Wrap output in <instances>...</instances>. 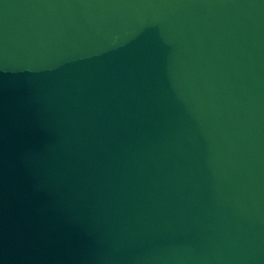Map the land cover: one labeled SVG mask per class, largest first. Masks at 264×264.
Segmentation results:
<instances>
[{"label": "water", "instance_id": "obj_1", "mask_svg": "<svg viewBox=\"0 0 264 264\" xmlns=\"http://www.w3.org/2000/svg\"><path fill=\"white\" fill-rule=\"evenodd\" d=\"M0 264H264V0H0Z\"/></svg>", "mask_w": 264, "mask_h": 264}]
</instances>
